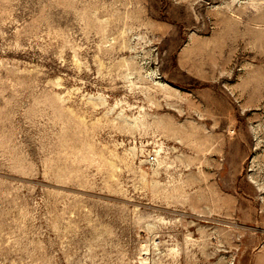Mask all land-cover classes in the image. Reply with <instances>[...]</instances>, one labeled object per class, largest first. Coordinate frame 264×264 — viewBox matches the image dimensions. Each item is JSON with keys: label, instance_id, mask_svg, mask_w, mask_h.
Returning <instances> with one entry per match:
<instances>
[{"label": "rangeland", "instance_id": "obj_1", "mask_svg": "<svg viewBox=\"0 0 264 264\" xmlns=\"http://www.w3.org/2000/svg\"><path fill=\"white\" fill-rule=\"evenodd\" d=\"M0 264H264V0H0Z\"/></svg>", "mask_w": 264, "mask_h": 264}, {"label": "built area", "instance_id": "obj_2", "mask_svg": "<svg viewBox=\"0 0 264 264\" xmlns=\"http://www.w3.org/2000/svg\"><path fill=\"white\" fill-rule=\"evenodd\" d=\"M152 158V157H151Z\"/></svg>", "mask_w": 264, "mask_h": 264}]
</instances>
